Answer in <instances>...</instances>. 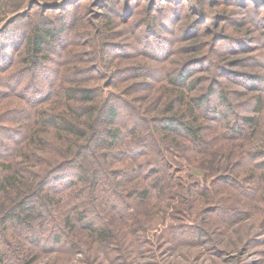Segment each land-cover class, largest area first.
<instances>
[{
    "label": "rangeland",
    "instance_id": "obj_1",
    "mask_svg": "<svg viewBox=\"0 0 264 264\" xmlns=\"http://www.w3.org/2000/svg\"><path fill=\"white\" fill-rule=\"evenodd\" d=\"M253 1L247 0L245 3L248 7L243 9L241 2L236 0H0V43H4L8 49L1 57L0 68L8 66L9 57L14 59V67L0 71L4 85L1 89L7 91L9 83L18 79L24 82L21 85H36L45 92L51 91L59 83L70 85L69 80L64 79L79 67L86 69V72L74 76L72 83L82 80L83 84L99 88L102 97L115 93L132 103H135V99L138 102L134 104L136 107L139 103L148 107V103L142 101L148 98L142 97L151 95V99L155 98V102L159 103L157 105L164 106L168 97L166 89L154 94V89L166 81L161 78L163 73L174 72L183 66L186 59L197 57L200 61H195L193 66L199 69L197 74L202 77V83L200 91L195 90V94L204 92L209 84L217 87L221 84L223 87L220 90L227 92L230 101L237 105L235 113L245 115L247 110L243 109L244 106L254 107L258 95L264 98V92L257 94L249 88H242L244 84L237 86L230 78L236 74L235 71L260 72L264 75V7H259L256 16L259 21H256L252 15ZM23 12L26 13L23 15ZM60 24H67L62 39L55 41L54 47H46L51 60L44 62L42 68L22 70L25 64H21V60L31 29L36 25L56 29ZM158 44L162 46L156 47ZM73 48L77 49V54H81L84 62L73 56ZM158 48H163L165 52H157ZM74 60L78 62L77 66H72L77 63ZM191 66L190 63L186 67ZM151 84L153 88L150 90L142 88ZM252 96L254 98L251 100ZM214 100L220 110L225 109L221 100ZM155 102L152 110L148 108L151 114L156 113ZM22 105L24 102L20 97H0L2 115ZM124 107V121L132 124L139 113L127 117L130 108L127 105ZM261 118L264 123L262 115ZM206 123L216 125L210 120ZM32 127L34 124L26 129L31 130ZM26 129L24 126L23 130ZM212 129H207L209 136H215L216 130L210 132ZM261 129L258 138L250 142L248 148H261L264 145V124ZM214 142L216 145L221 143L217 140ZM215 147L199 155L197 166L191 163L194 158L192 152H180L184 155L176 158L177 169L173 170V178L186 188L179 186L177 190L178 186H175L174 190H166L167 193L174 191V197L170 198L160 195L146 201L128 198V202L125 201V217L114 211L115 214L105 212V208L110 207L106 201L115 196H112L113 192L109 194L108 190V193L105 191L106 187L113 190L112 187H103L99 183L97 192L102 199L95 198L98 205L96 215L100 227L107 228L109 237L106 241L84 229H77L68 233L72 240L71 247L41 250L38 243L23 240L18 235L17 241L13 239L14 249L21 248V251L17 250L11 257L14 256L16 261L20 257L19 264H264V242L258 246H246L250 237H262L264 190L257 188L255 191L256 197H263V200L253 201L255 205L247 217L233 214L230 226L224 230L217 229L214 238L213 235L198 236V239L190 236L192 229L197 230L208 221L213 231L218 225L212 221L221 223L223 220L217 219L218 215L210 209L217 205L216 202H207L206 197L198 196L206 188V183L214 180L216 168L222 166L229 153L217 155L213 152ZM36 153L32 163L35 171H43L51 159L59 156V150L52 151L47 147ZM39 155L41 158H38ZM73 170L76 171V168ZM57 186L66 189L68 182ZM211 188L210 195L214 196L217 188L214 185ZM247 200L246 197L231 195L226 202L231 208L243 209ZM68 204L63 203L58 209L59 219L63 220L65 210L72 212L74 203ZM77 212L73 213V217L80 224ZM51 227L53 225L48 224L47 228ZM177 228L184 233L182 236L177 237ZM0 249H4L1 244Z\"/></svg>",
    "mask_w": 264,
    "mask_h": 264
},
{
    "label": "trees",
    "instance_id": "obj_2",
    "mask_svg": "<svg viewBox=\"0 0 264 264\" xmlns=\"http://www.w3.org/2000/svg\"><path fill=\"white\" fill-rule=\"evenodd\" d=\"M246 1L236 0L241 2L243 9L248 7ZM253 2L254 19L259 14V7H264V0ZM256 21H259L257 17ZM47 27L36 25L31 29L28 46L21 60V64H25L22 70L42 68L44 62L51 60L46 47H54L55 41L62 39L61 35L67 24H60L56 29ZM159 46L162 44L156 47ZM6 49L5 44L0 43V62ZM158 49L159 53L165 52L163 48ZM72 50L75 52L73 56L78 57L81 63L84 62L81 54H77V49ZM195 61H200V58L186 59L181 68L163 73L161 78L166 81L154 89V94L166 89L168 97L164 106L157 105L159 103L155 102V98L151 99V95L142 97L148 98L142 99L144 103H148V107L143 103L136 107L134 104L138 102L135 99V103H132L122 96L114 95L115 93L102 97L99 88L83 84L82 80L72 83L74 76L86 72V69L79 67L64 79L69 80L70 85L59 83L47 92L36 85H21L24 82H19L18 79L12 80L9 86L6 85L7 91H3L1 87L4 85L0 78V97H20L24 102V105L12 109L6 115V111L3 115L0 113V244L4 246V249H0L1 264H13V260L16 261L11 254L14 255L19 249L21 251V248L14 249L13 239L17 241L18 235L23 240L38 243L41 250H64L71 247L72 240L68 233L77 229H84L106 241L109 237L107 228L100 227L96 215L98 205L95 198H101V194L97 192L99 183L103 187H112L113 190L106 187V193L113 192L112 196H117L106 201L110 207L105 208V212H117L125 217L128 198L142 201L156 198L157 195L170 198L174 197V191L167 193L166 190H174L175 186H178L177 190L179 186L185 187L181 185L182 182L179 184L174 180L173 170L177 169L176 158L186 151L192 152L194 158L191 163L195 166L200 159L199 155L214 146L213 152L217 155L229 152L222 166L216 168L214 180L206 183V188L198 195L206 197L207 202H216L217 205L210 209L218 215L217 219L223 220L221 223L212 221L218 225L213 231L211 225H208L209 221L200 225L201 228L197 230L192 229V239L207 235H213L214 238L217 229L224 230L226 226H230L233 214L243 217L249 215L248 212L255 205L253 201L263 200V197H256L255 191L257 188L259 191L264 190V145L261 148H248V144L258 138L262 130L264 98L258 95L254 100V107L244 106L247 113L242 115L235 113L237 105L230 101L227 92L220 90L223 87L221 84L218 87L209 84L204 92L195 94V90L200 91L202 83V77L197 74L199 69L196 70L193 66ZM13 63L14 59L9 57L8 66L0 68V71L14 67ZM190 63L192 66L187 68ZM77 65L78 62L72 66ZM44 71L46 72V68ZM235 72L230 78L237 86L244 84L242 88H249L257 94L264 92L262 73ZM135 84L137 83H133ZM151 87L153 88L152 84L142 88L150 90ZM214 98L221 100L225 109L220 110ZM253 98L254 96L251 100ZM154 102L157 105L154 108L156 113L151 114L149 109H153ZM124 105L130 108L127 117L139 113L138 119L135 118L136 121L132 124L124 121ZM209 120L216 122V125L206 123ZM31 124L34 127L27 130L26 127ZM24 126L26 131L23 130ZM209 127L213 128L210 132L216 130L215 136H209ZM215 140L221 143L216 145ZM45 147L52 151L59 150V156L51 159L43 171H35L32 163L36 152ZM62 182H68L66 189L57 186ZM211 185L217 188L214 196L210 195ZM231 195L246 197L247 205L243 209L231 208L226 202ZM63 203L74 205L71 207L72 212L64 211L62 220L57 215ZM193 207L196 208V205L193 204ZM75 211H78L80 224L73 217ZM48 224L53 227L48 229ZM176 232L177 237L184 234L178 228ZM261 234L262 237H250L246 242L247 248L264 242V230ZM20 260L18 257L14 264H19Z\"/></svg>",
    "mask_w": 264,
    "mask_h": 264
}]
</instances>
